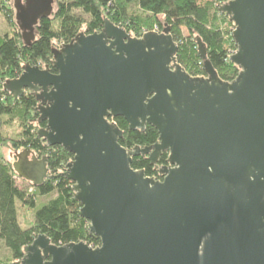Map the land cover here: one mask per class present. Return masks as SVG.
I'll return each instance as SVG.
<instances>
[{
    "label": "water",
    "instance_id": "obj_1",
    "mask_svg": "<svg viewBox=\"0 0 264 264\" xmlns=\"http://www.w3.org/2000/svg\"><path fill=\"white\" fill-rule=\"evenodd\" d=\"M25 45L54 0H13ZM235 25L239 68L224 81L197 51L205 77L177 61L168 27L132 36L104 18L103 28L54 49L50 64L26 63L3 89L18 99L35 92L38 137L73 153L65 177L81 204L78 215L97 236L56 245L45 234L23 248L19 264H264V0H227L219 6ZM129 130L151 125L158 140L126 148ZM162 179L133 169L135 157L156 164ZM17 177L38 187L49 176L48 158L15 152Z\"/></svg>",
    "mask_w": 264,
    "mask_h": 264
},
{
    "label": "trees",
    "instance_id": "obj_2",
    "mask_svg": "<svg viewBox=\"0 0 264 264\" xmlns=\"http://www.w3.org/2000/svg\"><path fill=\"white\" fill-rule=\"evenodd\" d=\"M220 1L55 0L54 12L38 22L35 40L27 46L21 31L17 30L12 5L7 0H0V13L13 28L12 34L0 35V124L2 117H7L8 121H16L20 127L16 138H5L0 134V142L16 151L30 149L38 158L47 156L49 169V176L43 184L29 192L28 186L32 184L20 185L12 162L0 155V241L7 250L0 264H19L23 248L38 234H45L56 245L79 241L96 246L100 243L97 236L89 234L87 221L78 215L81 204L74 197L72 181L65 177L73 153L59 145L48 146L45 140L38 137V126H45V122L38 124L35 120L39 115L37 97L24 93L14 99L3 89V83L18 77L26 63L48 64L50 71L55 73L56 69L50 64L55 42L70 43L79 33L99 32L104 18L136 36H140L143 30H154L155 26L160 31L168 27L178 44L177 61L191 76L205 77L204 61L195 42V38L199 37L206 46L207 60L217 75L224 81H232L239 68L230 60L228 48L236 49L237 45L232 31L223 29L219 24L222 18L233 25L216 6ZM110 121L123 131L119 143L128 149L151 146L158 140V131L151 125L146 124L143 130H129L128 123L121 116ZM162 165H168L167 152L161 154L156 165L142 156L133 158L131 163L133 169L144 170L147 176L154 179H162ZM20 181L26 183L23 179ZM54 192V197L36 202V198ZM19 206L32 209V218L27 225L19 219Z\"/></svg>",
    "mask_w": 264,
    "mask_h": 264
},
{
    "label": "rangeland",
    "instance_id": "obj_3",
    "mask_svg": "<svg viewBox=\"0 0 264 264\" xmlns=\"http://www.w3.org/2000/svg\"><path fill=\"white\" fill-rule=\"evenodd\" d=\"M9 4L12 5L13 8V0H7ZM54 7H55V0H54ZM219 24L223 27V29L225 30H230L231 25H229V23L227 21H225L224 19L220 18L219 20ZM18 30V27H17ZM13 32V28L12 26H10L6 19L3 17V15L0 13V35H4V34H12ZM183 34L186 35L187 32L186 30L183 28ZM133 36H136L134 34H132ZM141 36V35H140ZM139 37V36H138ZM229 45V44H228ZM229 51H233L235 50L234 48L230 47L228 48ZM43 65V64H41ZM2 122L0 124V134L5 137V138H16L20 132V127L18 126L16 121H8L7 117H2ZM5 146V147H4ZM22 149H19L17 151H21ZM15 152L16 150L10 149L8 145H4L0 142V155L3 156L4 158H6L7 160L13 162L14 158H15ZM20 185H28L27 181L26 183H24L23 181H19ZM30 186H28V191H29ZM34 189H32L29 192H33ZM56 195V193H51L50 195L44 196L42 197H38L36 198V202H43L46 201L52 197H54ZM32 209L31 208H27L24 206H19V219L21 221V223L23 225H27L28 222L31 220L32 218ZM5 254V249L2 245V243L0 242V259L3 258Z\"/></svg>",
    "mask_w": 264,
    "mask_h": 264
},
{
    "label": "built area",
    "instance_id": "obj_4",
    "mask_svg": "<svg viewBox=\"0 0 264 264\" xmlns=\"http://www.w3.org/2000/svg\"><path fill=\"white\" fill-rule=\"evenodd\" d=\"M227 0H221L220 2H218V3H216V6L217 7H219L221 4H223V3H225ZM235 29V25L233 24V25H231V27H230V30L231 31H233ZM147 31H155V32H161L160 30H158V28H157V26H155V28H154V30H143L142 31V33H141V35L144 33V32H147ZM63 44H65V42H63V41H58V42H55V49H58L59 47H61ZM236 51V49L235 50H233V51H229V56L231 55V54H233L234 52ZM15 178H16V180L18 179L19 181L21 180V178H19V177H17V176H15ZM33 189V187L31 186L30 188H29V191H31ZM89 246H91V247H96V245L95 244H88Z\"/></svg>",
    "mask_w": 264,
    "mask_h": 264
},
{
    "label": "flooded vegetation",
    "instance_id": "obj_5",
    "mask_svg": "<svg viewBox=\"0 0 264 264\" xmlns=\"http://www.w3.org/2000/svg\"><path fill=\"white\" fill-rule=\"evenodd\" d=\"M42 66H44V65H42ZM26 93L34 94V95L36 96L35 92H30V91L27 90ZM36 119H37V118H36ZM36 119H35V120H36ZM36 122H37V121H36ZM42 122H44V121H42ZM42 122H41V123H42ZM37 123H38V122H37ZM38 124H40V123H38ZM45 126H46V123H45ZM45 126H38V128H41V127L44 128ZM163 153H164V152H163ZM158 159H159V158H158ZM153 165H156V164H153ZM163 166H166V165H162V167H163Z\"/></svg>",
    "mask_w": 264,
    "mask_h": 264
},
{
    "label": "crops",
    "instance_id": "obj_6",
    "mask_svg": "<svg viewBox=\"0 0 264 264\" xmlns=\"http://www.w3.org/2000/svg\"><path fill=\"white\" fill-rule=\"evenodd\" d=\"M17 181L19 182V180L17 179ZM1 242V241H0ZM7 250H5V252H6Z\"/></svg>",
    "mask_w": 264,
    "mask_h": 264
},
{
    "label": "bare ground",
    "instance_id": "obj_7",
    "mask_svg": "<svg viewBox=\"0 0 264 264\" xmlns=\"http://www.w3.org/2000/svg\"><path fill=\"white\" fill-rule=\"evenodd\" d=\"M32 187H34L33 185H31Z\"/></svg>",
    "mask_w": 264,
    "mask_h": 264
}]
</instances>
